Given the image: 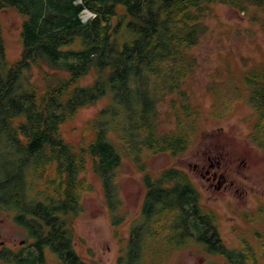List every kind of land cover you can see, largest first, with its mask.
<instances>
[{"label": "trees", "instance_id": "16d2710c", "mask_svg": "<svg viewBox=\"0 0 264 264\" xmlns=\"http://www.w3.org/2000/svg\"><path fill=\"white\" fill-rule=\"evenodd\" d=\"M217 3L243 9L264 0H0V10L24 18L23 51L13 63L0 23V208L29 229L40 264H48L47 250L57 264H86L73 244L72 222L83 193L93 190L88 171L101 182L117 226V178L125 158L144 170L145 153L183 154L204 121L233 112L225 98L203 116L185 88L199 65L191 51ZM85 10L93 13L86 21ZM34 69L43 71L44 86ZM92 73V82L82 84ZM244 82L232 91L255 108L252 138L264 147V66L248 70ZM103 99L107 104L90 121L92 138L79 147L68 142L62 126ZM170 117L174 125L166 127ZM143 182L142 211L122 255L129 259L120 264H143L148 254L184 245L190 234L226 264H247L253 256V249L239 254L225 246L215 213L201 204L200 189L182 170L145 174Z\"/></svg>", "mask_w": 264, "mask_h": 264}, {"label": "rangeland", "instance_id": "374dc122", "mask_svg": "<svg viewBox=\"0 0 264 264\" xmlns=\"http://www.w3.org/2000/svg\"><path fill=\"white\" fill-rule=\"evenodd\" d=\"M92 16L89 10L81 14L85 21ZM23 20V16L14 9L0 10L6 56L10 63L17 61L23 51ZM205 22L207 31L200 44L191 51L199 65L185 88L190 92L192 101L200 105L203 116L204 113L206 117L210 116L225 98H231L233 112L220 121H204L196 141L183 154L145 153L142 162L144 170L125 158L117 178L122 201L116 216L121 222L117 226L113 224L114 216L106 203L101 182L88 171L86 176L93 190L83 193L82 209L72 222L75 248L87 264L118 263L119 257L126 251L134 221L142 211L144 175L156 177L171 167L186 173L200 189L201 204L215 213L225 246L243 251L253 249L254 254L247 257V264H264V147L252 138L257 120L255 108L247 96L232 91L237 86L244 89L248 70L264 66V5L247 4L242 9L230 3H217L205 17ZM33 76L37 83L45 85L42 70L34 69ZM94 77V73L88 75L82 84L92 82ZM107 102L103 99L85 107L66 122L62 126L65 139L76 147L91 139L90 121ZM162 106L163 110L169 109L167 103ZM170 120L166 127L174 125L172 117ZM209 156L215 162L222 160L223 169L235 181L233 186L219 190L210 185L204 177ZM13 214L0 208V221L4 218L8 221L6 225L11 227ZM243 229L249 230L241 231ZM250 233L252 235L248 238ZM242 236L252 241L243 242L250 246L239 245ZM47 255L50 264H57L49 251ZM146 256L148 264H172L175 261L189 264L190 256L192 264H226L222 255L209 253L194 240L190 247L171 246L163 249L158 256Z\"/></svg>", "mask_w": 264, "mask_h": 264}, {"label": "flooded vegetation", "instance_id": "af4514ba", "mask_svg": "<svg viewBox=\"0 0 264 264\" xmlns=\"http://www.w3.org/2000/svg\"><path fill=\"white\" fill-rule=\"evenodd\" d=\"M208 161L209 164L206 171L204 172V177L207 179V181L210 182L211 186L222 190L227 189L235 184V181L232 180L229 174L223 169L222 160H217V162H215V160L211 156H209ZM236 190H238V188H236ZM247 219L248 218H246V220ZM11 221L13 227H9L8 225H6L8 221L4 218L0 221V264H40V261L36 260V258L40 255V251L36 245L35 239L31 236L29 229L21 224H18L14 219H11ZM248 230L243 229L241 231ZM251 235L252 234L250 233L248 235V238H250ZM245 238H247V236H242V239L239 240V245L244 244L243 242L245 241H249L250 243L252 242L250 239L246 240ZM73 244L75 246L76 242L73 241ZM191 245L192 238L190 234L188 236V239L185 241V244L182 246H185V248H187ZM182 246L178 247L180 248ZM248 246L250 245L247 243L243 245V247ZM236 250L239 251V254H241V252L243 251L241 249L238 250L237 248ZM47 252L48 250L46 251V257L48 256ZM191 256L189 257V264H192ZM46 259L47 263L50 264L48 262V258ZM81 259L84 261L83 258ZM128 259L129 257L127 256H120L117 264H120L121 261H127ZM142 259L143 264H148L147 257H143ZM172 264L181 263L175 261Z\"/></svg>", "mask_w": 264, "mask_h": 264}]
</instances>
